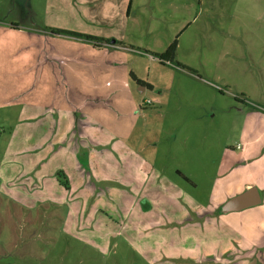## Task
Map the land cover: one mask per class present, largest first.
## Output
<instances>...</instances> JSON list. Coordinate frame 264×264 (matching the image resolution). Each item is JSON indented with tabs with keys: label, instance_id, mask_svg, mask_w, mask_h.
<instances>
[{
	"label": "rangeland",
	"instance_id": "1",
	"mask_svg": "<svg viewBox=\"0 0 264 264\" xmlns=\"http://www.w3.org/2000/svg\"><path fill=\"white\" fill-rule=\"evenodd\" d=\"M0 20L24 32L76 34L68 37L80 40V81L89 85L81 90L97 94L106 83L102 90L116 92L91 99L106 115L92 121L94 131H105L106 143L96 141L91 167L83 168L92 181L90 198L77 196L83 193L64 189L62 173L54 174L62 184L53 182L49 174L60 170L46 156V140L40 142L57 128L64 133L63 127L36 131L35 119L26 118L33 112L26 103L33 102L58 122L61 99L72 87L56 85L57 64L52 59L51 68L44 56V65L36 61L40 49L24 59V35L0 40V264H194L184 256L192 244L215 251L216 216L202 219L199 236L198 226L171 219H196L189 208L220 198L225 150L240 139L250 111L264 113V0H0ZM4 35L0 29V39ZM49 36L47 47L58 57L70 47ZM174 40L175 62L160 63L154 54ZM102 65L106 71L99 74L95 66ZM131 73L150 87L140 91ZM130 94L151 103L140 109ZM125 143L142 147L138 156L153 160L161 173L151 218L172 222L120 223L133 201L147 207L135 199L130 181L139 174L124 162L135 158L124 151ZM85 157L78 159L84 163ZM125 177L129 184L122 183ZM147 182L155 185L154 178ZM182 228L198 242H187Z\"/></svg>",
	"mask_w": 264,
	"mask_h": 264
},
{
	"label": "crops",
	"instance_id": "2",
	"mask_svg": "<svg viewBox=\"0 0 264 264\" xmlns=\"http://www.w3.org/2000/svg\"><path fill=\"white\" fill-rule=\"evenodd\" d=\"M6 22L7 21L5 20H0V29L2 30V34H5L0 40H6L7 37H13L15 34L24 35L27 40L26 43L28 44L23 46L24 59L28 57L26 54H29L30 51H34L36 48H38V50L40 49L39 52L41 54H39V56L36 55V61L43 64L41 59H43L44 56V61L51 68L53 62L50 63V61L52 59H54V66L57 64L54 69L56 74H59V79L56 77V85L62 88L65 86L72 87L71 91L68 90V98L61 99V104L58 108V112H60V117H57L58 122L55 123L54 118L51 115L48 118L45 117L44 111L48 112L49 110H43L42 106L36 105L33 102L26 103L31 106L30 110H33V112L26 115V118L35 119L34 123H36V125L32 126V128L36 131H43L46 127L49 128L50 125L51 127L49 130H53L54 126L57 125H60L61 128L63 127L62 131H64V133H59L57 128L55 133L49 131V134L47 132L48 137L40 140L42 143L46 140L44 145L46 156L49 159H54L57 163V169L60 170L57 173L54 171L52 174H49V176L52 175L53 182L59 186V184H62V181L60 180V176L57 179V175L62 173L63 179H65L64 189L67 191L73 189V192L75 193L81 191L83 195L77 194V196L90 198L91 194L88 196L86 195V192H91L90 187L87 185H90L92 181L85 178L89 177L90 173L87 170H83V168L85 167V163H87L88 168L91 167V155L97 151L96 141L98 143H106V139L104 138L105 131L103 129L101 132L99 130L94 131V123H92V121L98 119L103 120L106 115L104 110L94 107L95 105L91 99L93 96H97L98 98L108 96L110 98L111 96H115L116 92L102 90L106 87V83L98 86V81L96 82L95 87L98 86L101 90L97 94L81 90L82 86L83 88L88 89L87 87L89 85L84 83V78L82 82L80 81V74L83 70L79 64V39L68 37L70 35L67 34L46 31L44 34L29 31H25V33L20 26L14 28L11 26V23ZM49 35H56L59 37V39L55 41V44L61 45L66 42V47L68 45H70V47H67L65 50H63V47L60 51L61 55L58 57V53H55L54 51L51 52L52 50L47 47V44L50 41L48 40L50 37ZM74 43L77 46L75 49ZM1 45L3 46L4 43L1 42ZM44 45L46 46V49L43 50L42 47ZM32 46H34V48ZM48 56L50 57L47 60L46 57ZM95 68H99V74H103V72L106 71V65L100 67L95 66ZM101 81L103 82L104 79ZM53 82L55 81L53 80ZM122 83L125 87L130 88L129 82L123 81ZM137 85L140 91L150 87L146 85ZM130 97L131 103L135 106L138 105L140 109L143 108L144 104L151 103L149 100L145 102L144 99H141L136 95L133 96V94H130ZM140 100L141 104H139ZM35 106L40 107L39 111H34L36 110L34 109ZM246 117L247 120L242 128L240 139L230 149L227 148L225 150L226 154L221 162L220 175H222V178L220 198L218 200H211L210 205H199L195 208H189L191 214H196V219L182 218V215H178V218L175 217L171 219H179L180 222H186L187 226L194 228H197L198 226L199 236L202 232L203 223L205 222V220L202 221V219L206 218L209 220V216H216L215 224L220 233L219 239L215 241L216 245L214 243L216 250L211 251L209 250L208 245L203 246L202 243L200 245L192 244L190 250L187 254H184V256L186 257V260H190L194 264H264V113L258 110H252ZM26 124L28 123L24 124V128L26 127ZM26 135H30V141L32 140V142H28L30 143L29 148H34L33 141L36 139L34 140V136L29 133V131L26 132ZM49 136L52 138L51 143H49L51 140ZM55 141L58 143L56 149H54ZM237 144H239V147ZM123 148L125 152L127 151V153L135 156V158L127 159L124 162L128 166L136 168L139 175L134 183L131 182L128 177L122 179V183L129 184L130 181L131 185H135L137 193L135 199H142L144 202L143 204H146L147 207H140L138 201H133L130 207L129 205H125V207L129 208L127 209V212L121 214L120 223H126L127 219H131V224L135 225L142 222H149L158 225L165 224V222H172L160 221L159 219L154 220L151 218L152 213L150 210L153 205V200L159 196L154 189H158L159 184L157 180L161 179V173L159 170H154V165L150 164L154 161L147 159L142 155L141 157L138 156L136 151L141 150L142 147L136 149V147H128L125 143ZM85 153V162L82 163V161H79L78 156ZM107 159L110 161L109 157ZM100 160L103 162L106 161L105 159ZM145 166L149 167L150 170L144 169ZM54 174H57L56 178ZM75 175H78L79 177L74 178ZM149 178H154L155 185H150L147 182ZM73 179H76L78 181L77 183H80L76 188H74L72 184ZM123 186L127 187L128 191H130L129 186ZM250 186H256L258 188L261 195L260 204L228 213H223L221 211V205L227 198L242 192ZM171 196L175 198L177 194ZM168 198H170V196H168ZM120 204L124 205L126 202L120 201ZM156 212H159V210H156ZM188 228H182L186 241L198 242V239L191 235ZM171 232H174V229ZM234 251H239V254L236 255ZM224 254H227V258H225ZM229 260L232 261L229 262Z\"/></svg>",
	"mask_w": 264,
	"mask_h": 264
},
{
	"label": "water",
	"instance_id": "3",
	"mask_svg": "<svg viewBox=\"0 0 264 264\" xmlns=\"http://www.w3.org/2000/svg\"><path fill=\"white\" fill-rule=\"evenodd\" d=\"M261 203V195L256 186H250L247 189L227 198L221 205V211L228 213L247 207L255 206Z\"/></svg>",
	"mask_w": 264,
	"mask_h": 264
},
{
	"label": "trees",
	"instance_id": "4",
	"mask_svg": "<svg viewBox=\"0 0 264 264\" xmlns=\"http://www.w3.org/2000/svg\"><path fill=\"white\" fill-rule=\"evenodd\" d=\"M11 26L14 28L18 27V25L16 23H11ZM50 32L51 33L67 34V35H76L74 33L68 32L66 30H58V29H55V30L50 29ZM80 37H83L84 39H87V40H91L90 37H86V36H82V35H80ZM176 45H177V41L174 40V41H172V43H170L168 45V47L165 49V51H163L162 53H159V54H154V56L158 58L160 63H165V61H170L171 63L175 62L174 57H175ZM176 65L178 67L184 68L183 66H180V64H178V63H176ZM130 75L137 82V84L149 86L148 84H145L142 80L138 79L134 74L131 73Z\"/></svg>",
	"mask_w": 264,
	"mask_h": 264
},
{
	"label": "built area",
	"instance_id": "5",
	"mask_svg": "<svg viewBox=\"0 0 264 264\" xmlns=\"http://www.w3.org/2000/svg\"><path fill=\"white\" fill-rule=\"evenodd\" d=\"M238 145V147H239V144H237Z\"/></svg>",
	"mask_w": 264,
	"mask_h": 264
}]
</instances>
